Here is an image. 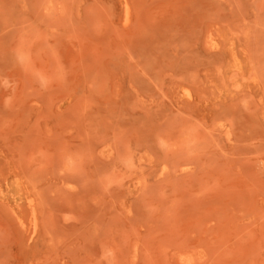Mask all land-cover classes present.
Instances as JSON below:
<instances>
[{"label": "rangeland", "instance_id": "1", "mask_svg": "<svg viewBox=\"0 0 264 264\" xmlns=\"http://www.w3.org/2000/svg\"><path fill=\"white\" fill-rule=\"evenodd\" d=\"M0 264H264V0H0Z\"/></svg>", "mask_w": 264, "mask_h": 264}, {"label": "bare ground", "instance_id": "2", "mask_svg": "<svg viewBox=\"0 0 264 264\" xmlns=\"http://www.w3.org/2000/svg\"><path fill=\"white\" fill-rule=\"evenodd\" d=\"M124 1H125V0H124ZM124 4H125V3H124ZM33 212H35V211L33 210ZM35 213H36V212H35ZM35 213H34V215H33V216H34V218H35ZM33 224H34V227H36V226H37V222H36V220H34V223H33ZM36 228H37V227H36Z\"/></svg>", "mask_w": 264, "mask_h": 264}]
</instances>
